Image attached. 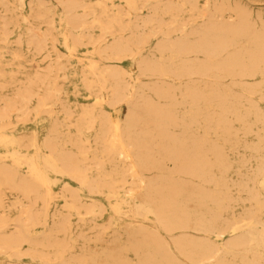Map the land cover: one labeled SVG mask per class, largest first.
Instances as JSON below:
<instances>
[{"label":"bare ground","instance_id":"6f19581e","mask_svg":"<svg viewBox=\"0 0 264 264\" xmlns=\"http://www.w3.org/2000/svg\"><path fill=\"white\" fill-rule=\"evenodd\" d=\"M43 1L63 13L65 48L79 58L86 86L97 85L100 94L75 120L70 102L56 97L67 64L53 26L43 30L33 22L39 14L24 16V32L9 17L24 0H0V80L9 53L33 64L27 81L0 98V144H16L12 160L27 170L14 185L15 172L0 164V258L264 264V10L241 0ZM184 11L188 20L179 19ZM155 23L158 31L147 32ZM83 47L87 54L79 56ZM18 128L25 132L14 139L7 130ZM93 128L97 148L90 154L80 144ZM51 173L91 196L107 193L126 225L102 224L104 207L84 203L68 186L59 193L67 215L49 213ZM3 187L28 204L15 218L4 211ZM41 199L45 211L37 212ZM79 238L87 244L80 251Z\"/></svg>","mask_w":264,"mask_h":264},{"label":"rangeland","instance_id":"374dc122","mask_svg":"<svg viewBox=\"0 0 264 264\" xmlns=\"http://www.w3.org/2000/svg\"><path fill=\"white\" fill-rule=\"evenodd\" d=\"M99 0H94L92 3H95ZM162 3L167 0H160ZM242 3H245L255 12L264 10V0H241ZM41 0H24L23 4H18L19 8L12 9V11L9 13V17L11 20V25L14 26L16 22L21 23V27L19 29H22V31L27 32L28 26L30 25L24 20V16H31L35 14H39L42 18L39 20H34L33 22L35 24H38L39 27L43 30H46L50 25L53 26V33L54 37L56 39L55 45L60 48V54L63 56V60L67 64V72L62 75V77L57 82V88H56V97L64 98L68 100L75 110V114H73L75 120L80 119L82 117V110L86 109L87 107L89 109L94 108V104L97 101V96L100 94L99 89L97 85H93V87L88 88L86 86V81L84 80V76L81 72L82 68L78 66L75 61L79 60L76 55H71L69 50L65 48V42L63 40V35L66 32V22L63 16V13L54 6H52L51 2L49 1H43L45 3L44 5H40ZM116 5H120V2H117ZM189 11H184V15L181 16L180 20H188L189 19ZM98 16H101L98 12ZM95 18L94 15L90 16V19L93 20ZM127 16H123V21H128ZM170 17H168V20ZM149 26L146 30L147 32H153L155 30L158 31V26L156 25ZM99 28L97 27L95 29V33L99 34ZM161 31L159 30V34L156 37H153L151 39V42L148 43L149 46H153L155 41L162 36L160 34ZM177 33H174V36H176ZM53 44H50L52 46ZM12 52V50H10ZM87 54V49L85 47L79 49V56H83ZM8 56V64L4 66L5 76L0 80V84H2L5 88H0V98L4 95L12 96L14 94V91H12L13 87H18L23 85L27 81L28 73L32 71V57L29 56V61H27L25 58H14L13 55L10 53L7 54ZM2 66H0L1 69ZM125 68L129 69L131 67L130 64H125ZM90 78H93L94 75L88 74ZM12 87V88H11ZM55 99L50 101L49 103H53ZM37 101H33V105L37 104ZM50 107V106H49ZM99 108L102 109V111H105L107 115L111 116L112 119H117L116 115L117 113L110 110L108 107H101L96 106L95 111H98ZM120 115V114H118ZM62 117V115H61ZM9 134H12L14 136V139H18L21 137V135L24 134V130L21 129H15L14 130H7ZM75 130H73L74 132ZM96 130L93 128L91 130H87L84 133V141L81 142L80 148L87 149L90 154L96 150V145L94 144V141H91L95 137ZM111 134V131H110ZM75 135V134H73ZM92 142V143H91ZM92 147V148H91ZM78 152V149L76 147H69ZM19 148L14 143L9 144H0V164L2 166H8L15 172V176L13 178L14 185H18L20 182L21 175H25L27 173V170L24 165L19 166L17 163H15L12 160L11 154L15 151H17ZM25 149V148H23ZM32 150V149H31ZM109 168V165L107 166ZM30 175L28 176L30 180L34 181L39 185L40 189L44 191V187H42V184H40L38 181H36L33 172H29ZM49 182H51L52 192H51V204L49 208V213L57 210V212L62 213L63 215H67L68 209L67 204L65 201L60 198L59 193L62 191V189L66 186L72 188L75 191H78L81 195V198L83 199L84 203H90L92 200H96L98 203H100L104 207V217L99 218L97 220H100L102 224H107L108 222L112 221L114 224L118 226H125L127 222L126 215H123L122 217H118L114 210H113V204L107 199V193L101 197L100 194L92 195L86 191L85 189H82L77 181L60 176L55 173H51L49 176ZM5 190V198L4 203L6 204V207L4 211L9 215L11 218H15L22 209V207L25 205H28L25 199L20 197L14 192V189L3 187ZM13 192V193H12ZM23 205V206H21ZM45 201L39 200L35 204V210L37 212L45 211ZM125 206V205H124ZM126 207V206H125ZM128 208L126 207V212ZM48 210V209H47ZM1 213V212H0ZM48 217V216H47ZM59 217H56L54 220H58ZM72 220H74L77 223L78 217L76 215H73L71 217ZM49 221H52L51 218H49ZM126 221L125 223H123ZM122 223V224H121ZM120 224V225H119ZM83 228V227H82ZM90 232V229H87L83 232V234H88ZM79 244L78 251L82 250L83 247L87 246V244L84 242V239L79 238ZM15 262L14 264H38L36 260H33L30 256H23L20 259H13ZM0 262L3 264H7L6 259L3 257L0 258Z\"/></svg>","mask_w":264,"mask_h":264}]
</instances>
